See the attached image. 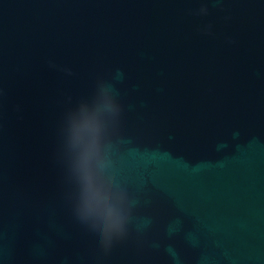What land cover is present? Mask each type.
<instances>
[{"label": "water", "instance_id": "95a60500", "mask_svg": "<svg viewBox=\"0 0 264 264\" xmlns=\"http://www.w3.org/2000/svg\"><path fill=\"white\" fill-rule=\"evenodd\" d=\"M101 93L107 251L63 148ZM0 264H264V0H0Z\"/></svg>", "mask_w": 264, "mask_h": 264}, {"label": "clouds", "instance_id": "9594fccd", "mask_svg": "<svg viewBox=\"0 0 264 264\" xmlns=\"http://www.w3.org/2000/svg\"><path fill=\"white\" fill-rule=\"evenodd\" d=\"M200 11L206 13L207 8ZM117 119L102 93L81 101L64 117L63 148L72 185L73 226L105 251L125 234L127 224L126 193L118 186L105 187L100 179L106 172L105 136ZM100 207L103 212L98 211Z\"/></svg>", "mask_w": 264, "mask_h": 264}]
</instances>
